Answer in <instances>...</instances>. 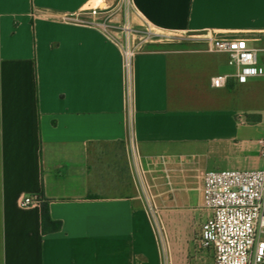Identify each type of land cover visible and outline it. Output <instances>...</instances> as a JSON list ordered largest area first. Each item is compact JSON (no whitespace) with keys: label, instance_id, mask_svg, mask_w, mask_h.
<instances>
[{"label":"crops","instance_id":"obj_1","mask_svg":"<svg viewBox=\"0 0 264 264\" xmlns=\"http://www.w3.org/2000/svg\"><path fill=\"white\" fill-rule=\"evenodd\" d=\"M93 1L0 0V264H214L203 175L264 170V79L212 88L235 68L207 39L244 38L264 67V0H131L129 18L98 0L86 23L192 46L142 47L129 97L120 46L62 19Z\"/></svg>","mask_w":264,"mask_h":264},{"label":"built area","instance_id":"obj_2","mask_svg":"<svg viewBox=\"0 0 264 264\" xmlns=\"http://www.w3.org/2000/svg\"><path fill=\"white\" fill-rule=\"evenodd\" d=\"M118 3L127 18L132 14L138 16L131 0H118ZM107 10L105 6L88 5L80 13L65 14L62 19L70 23L94 25L120 46L129 97L134 59L143 47L136 38L142 33L137 32L129 21L120 28L113 25L112 20L108 23H86L81 19L86 13L97 17ZM147 26L145 34L159 36ZM117 31L125 32V41L116 38L114 34ZM207 42L209 52L226 55L228 65L235 68L234 73L212 77V88H226L231 80L244 85L264 79L259 50L250 47L246 39L212 34ZM262 147L264 155V141ZM202 197L204 208L210 211L211 216L195 236L197 246L213 251L214 264H264V170L206 172L203 175ZM39 200L37 196H24L20 206L26 208Z\"/></svg>","mask_w":264,"mask_h":264},{"label":"rangeland","instance_id":"obj_3","mask_svg":"<svg viewBox=\"0 0 264 264\" xmlns=\"http://www.w3.org/2000/svg\"><path fill=\"white\" fill-rule=\"evenodd\" d=\"M91 5L92 6H96V5L105 6L104 3L99 2L98 0H94ZM136 39H137L136 40L137 43L143 44V47L150 46L153 48H158V49L163 48V49H167V50H175V49H183V48L184 49H190L192 47L191 45H182V44L172 42V39H170L164 35H160V34L158 36V35H147L145 33H142L140 35V37H138ZM205 60L208 61L207 58ZM206 71L209 73H211V72L215 73V70H213L212 66L208 67L206 69ZM228 71L229 72L232 71V68H229ZM218 73H221V72H216V74H218ZM195 103L198 104L199 100H197ZM165 242H166V250H164V245H163L162 241H160V247H161L164 259L165 258L169 259L171 252L169 253V250H167V249H170V243H169L168 237H167V240ZM200 249H203V248H200ZM203 250H207V249H203ZM201 264H212V262L205 261L204 263H201Z\"/></svg>","mask_w":264,"mask_h":264},{"label":"trees","instance_id":"obj_4","mask_svg":"<svg viewBox=\"0 0 264 264\" xmlns=\"http://www.w3.org/2000/svg\"><path fill=\"white\" fill-rule=\"evenodd\" d=\"M42 214H43V219L45 223H50L51 225H53L54 229H58L60 228V223L58 222H54L50 219V216L48 214V211L46 209L45 204L42 205Z\"/></svg>","mask_w":264,"mask_h":264}]
</instances>
